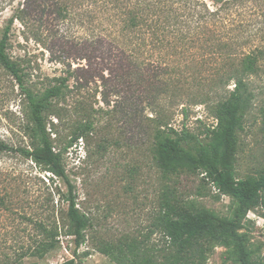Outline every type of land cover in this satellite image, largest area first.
Wrapping results in <instances>:
<instances>
[{
	"label": "rangeland",
	"instance_id": "374dc122",
	"mask_svg": "<svg viewBox=\"0 0 264 264\" xmlns=\"http://www.w3.org/2000/svg\"><path fill=\"white\" fill-rule=\"evenodd\" d=\"M206 1L213 7V0ZM246 3L259 10L254 16L256 27L241 32L240 41L235 44L234 39L229 40L234 47L240 46V51L255 43L262 53L264 0H246ZM45 5L46 9L42 7ZM17 6L15 2L0 13V36ZM50 7L37 3L34 10L40 8L38 14L27 24L14 20L7 51L21 68L26 86L34 92H43L55 83V77L76 69V79L70 80L72 89L59 106L73 109L78 99L84 98L95 109V130L72 146L69 141L79 114L66 111L62 121L48 115V122H56L52 127L55 150L61 153L69 179L76 186L77 207L85 213L81 230L84 239L77 248L76 237L69 235L67 181L55 175L49 165L37 163L20 152L0 151V255L14 261L28 251L20 261L22 264H64L73 258L76 264H117L98 250V239L116 241L125 235L148 232L164 193L174 192L172 195L185 205L205 209L217 220L237 218L241 223L238 233L249 252L247 264H264V205L258 204L241 216L237 213L239 200L222 193L203 173L181 171L164 175L157 167L147 116L152 115L148 101H160L161 94L151 89L158 82L153 86L147 79L160 80L161 68L142 63L149 53L123 55L118 45H99V32L82 27L78 18L63 19L55 13L48 14L52 11ZM75 10L78 12L79 7ZM37 33L42 40H36ZM259 64L263 70L255 87L260 93L258 100H264V55ZM179 65L175 66L179 68ZM110 67H113L112 75ZM122 76L127 83L121 80ZM77 77L82 78L80 83ZM107 78L110 80L105 81ZM118 85L120 88H114ZM105 95L111 100L110 105ZM114 105L118 107L115 109ZM100 107L104 110H99ZM180 109H176L172 125L181 130L186 122L200 140L205 138L209 126L216 125L205 105H192L186 120ZM32 126L29 104L21 86L0 64V141L15 147H31L28 133ZM261 126V117L257 115L240 132L238 177L259 175L264 170ZM189 142L199 145L196 138ZM3 197L5 202L1 201ZM39 223L48 226L52 233L53 247L43 256L33 250L43 238ZM153 238H159V234ZM208 264L243 263L234 246H217Z\"/></svg>",
	"mask_w": 264,
	"mask_h": 264
},
{
	"label": "trees",
	"instance_id": "16d2710c",
	"mask_svg": "<svg viewBox=\"0 0 264 264\" xmlns=\"http://www.w3.org/2000/svg\"><path fill=\"white\" fill-rule=\"evenodd\" d=\"M15 2L16 12L0 36V64L16 78L27 98L33 121L28 133L31 147H15L0 141V151L20 152L37 163L49 165L55 175L67 181L69 235L76 237L77 248L84 239L81 230L85 213L77 207L76 186L69 179L61 153L55 150L52 127L56 122H48V115L53 114L62 121L67 112L79 114L69 141L72 146L95 130V109L84 98L78 99L76 109L59 106L72 89L70 80L75 78L76 69L55 77V83L43 92H34L26 86L21 68L7 51L14 20L27 24L40 9L34 10L35 4L41 2L52 6L48 14L52 12L63 19L78 18L82 27L99 32V45H118L123 55L149 53L142 63L161 68V81L147 79L153 86L158 82L151 89L161 94L160 101H148L152 115L147 117L154 160L164 175L181 171L203 173L222 193L239 200L237 213L241 216L258 204L264 205V170L259 175L237 176L240 132L257 115L261 117L264 131V100H258L260 93L255 87L262 75L259 61L264 51L259 53L255 43L242 51L238 49L240 46L234 47L240 41L241 32L256 27L257 8L246 0H213V7L206 0H0V13ZM75 7H79L78 12ZM34 35L37 41L42 40L39 33ZM229 38L234 39L233 45ZM81 79L77 77V83ZM121 80L126 82L124 76ZM104 98L110 105L108 96ZM192 105H205L216 119V125L208 127L203 140L195 137L186 122L181 130L172 125L176 109L181 108L186 120ZM193 138L199 141L198 146L190 144ZM173 193H164L148 232L125 235L116 241L98 239V250L117 264H208L217 246H234L242 263L247 264L249 252L238 233L241 223L237 218L217 220L205 209L185 205ZM1 201L5 202L4 197ZM38 227L43 238L33 250L43 256L53 247L52 233L44 223ZM154 234H159V238H153ZM27 254L28 251L22 252L14 261L0 255V264H22L20 261ZM64 264H76V260L73 258Z\"/></svg>",
	"mask_w": 264,
	"mask_h": 264
}]
</instances>
